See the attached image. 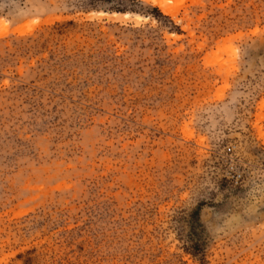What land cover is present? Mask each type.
Instances as JSON below:
<instances>
[{"label": "rangeland", "instance_id": "obj_1", "mask_svg": "<svg viewBox=\"0 0 264 264\" xmlns=\"http://www.w3.org/2000/svg\"><path fill=\"white\" fill-rule=\"evenodd\" d=\"M0 264H264V0H0Z\"/></svg>", "mask_w": 264, "mask_h": 264}, {"label": "bare ground", "instance_id": "obj_2", "mask_svg": "<svg viewBox=\"0 0 264 264\" xmlns=\"http://www.w3.org/2000/svg\"><path fill=\"white\" fill-rule=\"evenodd\" d=\"M161 6H162V7H164V5H163V4H161ZM164 9H166V8L164 7Z\"/></svg>", "mask_w": 264, "mask_h": 264}]
</instances>
